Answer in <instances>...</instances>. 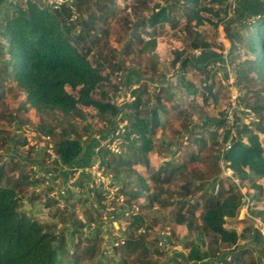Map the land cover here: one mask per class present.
<instances>
[{"label":"trees","instance_id":"16d2710c","mask_svg":"<svg viewBox=\"0 0 264 264\" xmlns=\"http://www.w3.org/2000/svg\"><path fill=\"white\" fill-rule=\"evenodd\" d=\"M216 5L219 7L213 11L212 6ZM229 9L228 0H66L59 6L44 4L42 0H0V100L6 90L17 86L26 93V102L43 115L37 125L41 130L38 132L52 136L56 154L52 168L45 171L53 170L57 176H62L65 167H84L93 161L89 159L87 162L84 160L87 156H81L85 148L76 125L69 119L62 124V118L87 120L90 114L83 108L94 107L106 130L116 128L118 121L127 122L124 152L100 149L101 162L114 172L115 177H122L120 190L126 196L127 208L132 209L143 193L148 197V202L140 204L141 211L126 217L118 211L113 215L115 220L120 219V228H123L120 238L124 242L112 245V254L120 257V264H198L215 259L222 264H264V235L254 231L253 240L258 248L257 255L253 256L248 248L238 246L239 240L249 238V233L225 226L227 218L236 216L242 206L244 193L235 185L224 186L219 161L214 177L185 173L179 189L174 191L165 185L182 178L176 176L184 173L188 162L167 160L156 167L149 157L157 147L168 152L183 141L181 134L168 141L157 142L155 139L162 124L161 113L163 121L167 122L169 109L164 101L173 99L176 90L181 89L184 97L201 93L204 100H216L215 72L211 63L196 59L193 51L213 49L205 25L209 23L216 27L224 20L218 14L226 16ZM123 11L126 15L121 17ZM118 18H122L125 28L129 29L121 50L110 43L108 29L100 27V23ZM230 18L224 23L230 43L228 61L234 64L235 84L244 91L240 96L244 105L241 111L245 117L253 113L255 119L243 121L236 116L232 123L238 125L236 135L225 116L209 120L199 131L207 130L210 134L207 142L217 150V160H223L224 166L232 170L241 184L250 180L251 186L258 190L249 199L252 209L260 200L263 188L250 177V172L264 175V10L247 12L242 9ZM171 30L174 32L172 36L182 45L173 51L171 60L174 67H179V82L162 84L148 97H144L147 87L138 86L129 90L134 99L122 105L115 103L107 83L115 71L125 69L119 56L134 51L139 55L153 52L159 38ZM243 49L248 57L241 61L240 51ZM158 67L153 64L149 68L150 74L145 70L149 75L141 72L142 78L151 80L159 72ZM189 72L202 75L200 85L188 77ZM253 80L263 82L255 99L248 96L249 82ZM152 98L155 103L150 102ZM179 103L171 106L178 110L179 118H183L182 128L192 131L187 125L191 120ZM45 115L51 116L49 122L45 121ZM11 118L21 126L18 115ZM82 128L90 131L88 124ZM17 141L18 145L25 144L24 138ZM195 141L202 142V146L206 143L202 135ZM11 142L16 143L0 129V157L2 150L12 148ZM97 143V140L92 143L91 148ZM32 151L30 149L27 154L31 156ZM10 154L12 156H6L8 159L0 163V264H110L99 257L104 240L99 231L85 237L87 242L81 246L84 238L80 229L85 223L74 219L76 205L73 208L69 204L60 206L58 197L53 195L43 199L44 207L51 210L53 218H59L64 224L71 219L72 235L79 234L71 245L66 229H58L54 223L28 213L32 208L25 209V198L39 181L25 170L27 162L17 160L14 153ZM45 154L40 157L44 159ZM199 158L198 153L190 155L191 160ZM134 165H142L148 176L137 172ZM41 195H30V206ZM152 204L174 209L148 219L145 211ZM85 210L90 222H102L100 214H93L90 205H86ZM254 213L264 222V210ZM160 219L166 220L163 224L181 228L180 231L172 230V233L184 239L188 248L185 258L178 259V255L167 257L170 253L168 247H160V235L155 230ZM151 232L155 233L154 237ZM197 236L202 243L196 240ZM165 256L167 259L161 261L160 257Z\"/></svg>","mask_w":264,"mask_h":264},{"label":"rangeland","instance_id":"374dc122","mask_svg":"<svg viewBox=\"0 0 264 264\" xmlns=\"http://www.w3.org/2000/svg\"><path fill=\"white\" fill-rule=\"evenodd\" d=\"M51 1L53 0H42L44 4H51ZM70 1L71 0H68V2ZM228 1L230 2V9L228 11V14L226 16L224 15V13L218 14V16H220L221 18L224 17V20L222 22H219L216 27L210 25L209 23L205 25V27H207L205 28V30L207 31L206 34L208 35V38L211 39L214 45L213 49L211 51H202L200 49H195L193 51L196 59L202 62L211 63V69H213V71L215 72L216 84L214 90L217 94L216 100L213 98L204 100L201 93H196L184 97L181 89L176 90V96L173 97V99L164 101L169 109V112L166 116L167 122H165L166 120L162 121V126H160L157 130L155 139L157 142L168 141L176 137L178 134H181V139L183 141L182 143L180 141L179 145L172 146L171 151L168 152H162L157 147L155 150H153V152L149 154V157L153 165L156 167L161 163L167 162V160L174 162L177 161L179 163H182L184 161L188 162L184 173L176 176L182 178H177L171 183L165 185L166 187H169L174 191L179 189L181 183L184 180V177H186L185 173H187V175L188 173H192L196 177H214L215 166L220 163L222 170L220 176L222 177L224 186H237L244 193L243 199H246L247 201L245 202L243 200L242 206L239 208L236 216L227 218L225 226L229 229H236L238 232H248L249 238H242L241 240H239L238 246L248 248L251 252V255L256 256L258 245L253 240V233L255 230H257L262 234L261 229L262 231H264V222L262 221V218L260 216H257L254 212L259 209L264 210V175L250 172V177L254 179L258 184L262 185L263 188L260 200H258L255 204L252 203L253 208L251 209L249 205V199H251L252 195L254 193H257L258 190L254 186H251L250 180L246 181L244 184H241L239 179L233 174L232 170L224 166V161L220 159L217 160V157L219 155L217 153V150L212 146L211 142H207L208 138L211 137L208 131H199L201 130L202 126L211 119L217 120L225 116L227 117L228 124L232 125L236 116H240L243 121L252 120L254 117L253 113L245 117V115L241 111V109L244 108V105L241 103L240 96L244 95V91H241L235 84L234 64L228 61V49L230 47V43L224 23L228 18H233L238 13L237 6L240 4L238 3V0ZM257 1L259 4H262L261 0ZM212 7L213 11H215L219 6L216 5ZM208 13L209 12L207 11V14ZM124 15H126V12L123 11L121 17H123ZM211 16H213V14ZM100 27L108 29L110 34V43L112 44V46L121 50L123 48L124 41L126 40L127 33H129V29L125 28V25L123 24V19H110L106 22L100 23ZM180 32V35H182V31ZM173 33L174 32L171 30L170 32H168V34L171 35L166 34L160 37L158 45L153 52L139 55L137 51H134L129 55L121 54L119 56V59L123 61L125 69L122 71H115L111 75L110 82L107 83L109 92L112 93L113 101L115 103L122 105L125 102L134 99L129 90L138 86H140L141 88H143L144 86L147 87L148 92L144 95V97H148L154 90L159 89L162 84H165L167 82L177 84L179 82L177 76L179 67H174L171 64V60L173 58V51L175 49L181 48L182 45L179 39L172 36ZM240 55L241 57L239 59L241 61L247 59L248 57L245 49L240 51ZM153 64H157L159 66V72L156 76L152 77L151 80L146 81L142 78L141 72H143V74L145 75H149V68H151ZM145 70H147L146 72H148L149 74L145 73ZM201 76L202 75L197 72L188 73V77L196 85H200ZM261 85H263V82L259 80H253L249 82L250 91L248 92V96L252 97L253 99L257 98L258 95L256 94V91L261 87ZM150 102L155 103V99L152 98ZM177 102H180L179 105L182 109H184L185 115L190 118L191 121L187 122V125L192 128V131H185L182 128L181 119L183 118H179L178 110L171 106L173 103ZM21 105H23L22 109H20ZM83 109L85 112H88L90 114L87 120L71 117L66 119L60 116H55V118H62V124H65L69 119V121H72L76 125L83 137L82 142L84 143V148L87 151L88 142H92L94 138L100 139V141L104 140L101 137L107 135L108 133H111V131L109 132L108 130H106L104 128V122L99 120V118L96 116V108L84 107ZM237 109H240V111L237 112ZM15 114L18 115L21 119V126H17L16 120L11 118V116ZM42 117L43 115L40 111L33 107L29 102H26V93L19 89L17 86H14L10 90L5 91L4 96L0 100V129L10 137H13L16 143L11 142L12 148H10L9 151H1L2 156L0 157V163L3 162L4 159H8L9 155L12 156L10 153H14L16 154L15 156L17 160H23V162H27V164H25V170L29 172L32 177L38 179L39 183L37 182V184L32 186V191L27 195L28 198H25V202H29V197L32 194L39 193L42 195L41 197L35 199L32 202L31 206L29 204L27 210H29L31 207L32 211H28V213H34L35 217L42 221L54 223L55 225H57L58 229H66L65 233L67 235L69 245H71L73 241H77V239L79 238V234H74L73 236L71 233V219L67 220V223L64 224L59 218H53L50 213L51 210L44 207L43 199L48 195H53L55 197H58L60 206L69 204V207L73 208L74 205H76L77 213L74 216V219L84 221L85 223V226L80 229V231L82 232L81 235L84 238L81 246H84L87 242L85 237L99 231L100 235L103 236L104 239L102 243L103 252L101 256H99L100 259L105 262L110 261V264H120V257L118 255L114 256L112 254L113 250L111 244L114 242V238H119L121 236L120 234L123 232V228H120V226L122 224L119 218L115 220V218L111 216V214H108L105 211L106 208L100 207V195H98L97 197L92 191H88L87 194H84L81 187L78 188L71 185L70 179L68 180L69 182H67V184L64 183V178L62 176L58 177V182H55L52 185H47L45 183V176H42L43 173H45L43 171H45L48 167L52 168L53 160L56 154L54 150V154L46 152L44 159L40 157V153L42 154V152L45 151L44 149H42L43 146H45L46 144H52L54 146V140L51 135H46L44 133L38 132L39 128L37 125ZM162 117L164 118V115H162ZM44 118L46 122H49L51 116L45 115ZM119 123L121 125H126L127 122L119 121ZM85 124H88L90 126V131L83 130L82 127ZM232 127L236 135L238 133L237 123H234ZM101 129H103V131ZM175 130H177V132H175ZM124 135L125 131L123 134L121 152H124L125 150L123 144L125 141ZM200 135L205 137L206 143L203 142V146L201 145L202 142L195 141V139ZM18 138H24L25 144L18 145ZM37 142H39V144H37ZM36 145H38V147ZM220 146H222V144H219V147ZM224 147L227 148V144H225ZM30 149L33 150L31 156L27 154ZM193 152L198 153L200 158L191 160L190 155ZM85 155L86 152L84 150L81 156L84 157ZM97 156L101 159L100 150L99 152H96L93 159L97 158ZM218 161L219 163L216 164ZM66 168L67 167H65V169ZM103 168L107 174H112L115 177L114 172L109 169L107 165L103 164ZM134 169L137 172L148 176V174L145 173L144 167L142 165H134ZM36 175H38V177H36ZM116 178L122 182L121 176H117ZM50 187L52 188L49 193L48 189ZM62 189L65 192H63L64 194L61 193ZM143 202H148V197L145 193L142 194L140 201L133 204L139 207L138 212L141 211L142 208L140 207V204ZM118 204L119 205H115L117 210L121 205H123L124 208H127L126 202ZM86 205L91 206L93 214H100L99 218L102 219V222L94 223L90 222L87 219V213L85 212ZM173 209L174 207L163 209L158 207L157 205L152 204L147 209V211H145V213L147 214L148 219H153L160 213H167L169 210ZM110 213L114 214L115 212ZM164 222H166L165 219H160V224H157L155 226L156 232L160 235V247L167 248L169 245H172L173 247H175V249H179L178 252L182 253V258H185L186 253L188 252V248L184 245V239L180 237L177 238L172 233V230L176 229L177 231H180L181 228L174 224H163ZM108 227H110L111 231L108 229ZM164 232L165 234L169 233L167 239H164ZM154 235L155 233L151 232V237H154ZM196 240L201 243L203 241L198 236L196 237ZM111 255H113L114 257L110 258ZM174 255L175 253H168L167 257ZM223 255H226V253H224ZM248 255L249 254H247V256ZM167 257H160V259L164 262ZM207 263L222 264L218 259H215L213 261H201L198 264Z\"/></svg>","mask_w":264,"mask_h":264},{"label":"built area","instance_id":"2783aa9c","mask_svg":"<svg viewBox=\"0 0 264 264\" xmlns=\"http://www.w3.org/2000/svg\"><path fill=\"white\" fill-rule=\"evenodd\" d=\"M66 0H53L50 3L54 6H59ZM255 119V117H253ZM30 128V127H29ZM125 131V125H121L118 121L117 127L113 128L111 131V134L103 138L104 140H101L95 147L94 151L99 152V150L104 147L110 150L112 153H121L122 150V142H123V134ZM45 136V135H44ZM48 138V137H46ZM39 144V142H37ZM38 147V145H36ZM45 151L42 152V155H44L46 152L54 154V146L52 144H46L42 147ZM41 154V153H40ZM99 156V155H98ZM97 156V158L93 159L92 163L89 165H86L84 167H71L70 168V183L71 185L75 187H81L82 191L84 188V182H82V177H88L87 184H89L88 187H90V191L94 192L95 196H97L98 192L100 195V207L106 208L105 211L108 214H111L113 216L114 214L110 212H123L125 216H129L130 214H135L138 212L139 207L133 205L132 209H126V208H119L116 209L115 205H119L118 203H124L125 202V194L120 190L121 189V181L114 177L112 174H107L103 168V163L101 162V159ZM100 159V160H99ZM98 160V161H96ZM95 162V163H94ZM42 176H45V183L47 185H52L55 182H58L57 172L53 170L43 171ZM38 177V175H36ZM70 185V184H69ZM64 190L62 189L61 193H63ZM65 193V192H64ZM63 193V194H64ZM103 197V198H102ZM245 202L246 199H243ZM116 201V202H115ZM248 204V203H247ZM262 234L264 235V231H262ZM169 236L168 234H165L164 232V239ZM123 238H114V242L111 245H118L120 243H123ZM175 264V263H170Z\"/></svg>","mask_w":264,"mask_h":264},{"label":"crops","instance_id":"0c3cea01","mask_svg":"<svg viewBox=\"0 0 264 264\" xmlns=\"http://www.w3.org/2000/svg\"><path fill=\"white\" fill-rule=\"evenodd\" d=\"M261 2H262V0H261ZM238 3H240L238 6H237V9L238 10H242V9H245V10H247V12H249V11H258V12H262V10H264V4H259L258 2H257V0H238ZM162 117V113L160 114V118ZM163 121V117L161 118V122ZM161 126H162V124H161ZM112 129V127H110L109 129H108V131L110 132V130ZM101 138H103V137H101ZM95 139V140H94ZM93 140H94V142L97 140L98 142H100V139H96V138H94ZM94 142H88L87 143V149H88V147H89V149L87 150V151H89V152H87L86 153V155L85 156H87V157H85L84 158V160L85 161H87L88 162V160L90 159V160H92L93 159V157H94V155H95V151H94V147L98 144H95V146L93 147V148H91V145H92V143H94ZM86 150V149H85ZM90 150H92V151H90ZM16 155V154H15ZM82 167V166H81ZM69 175H70V169H67L66 168V170H65V172L63 173V175H62V177L64 178V183H66L67 184V182H69L68 180L70 179V177H69ZM88 179H90L89 177H88ZM88 179L86 178V177H82V182H84V188H83V193L84 194H87L88 193V191H90V187H88L89 186V184H87V181H88ZM108 229L110 230V227H108ZM111 231V230H110ZM168 238V237H167ZM168 250H169V252L171 253V254H173V253H175V255H178V259H180V258H182V253H180V252H178L179 251V249H175V247H173L172 245L170 246H168ZM178 253H180V254H178ZM174 263V262H173Z\"/></svg>","mask_w":264,"mask_h":264},{"label":"water","instance_id":"95a60500","mask_svg":"<svg viewBox=\"0 0 264 264\" xmlns=\"http://www.w3.org/2000/svg\"><path fill=\"white\" fill-rule=\"evenodd\" d=\"M47 195V194H46ZM25 207H26V209L29 207V202L28 201H26L25 202ZM251 236V235H250Z\"/></svg>","mask_w":264,"mask_h":264}]
</instances>
